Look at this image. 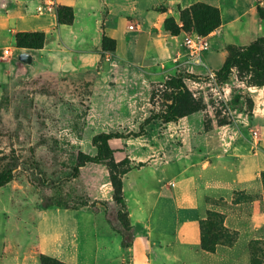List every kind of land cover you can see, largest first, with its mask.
<instances>
[{
	"label": "rangeland",
	"instance_id": "374dc122",
	"mask_svg": "<svg viewBox=\"0 0 264 264\" xmlns=\"http://www.w3.org/2000/svg\"><path fill=\"white\" fill-rule=\"evenodd\" d=\"M152 1L141 0V3L145 5ZM233 2L224 0L219 9L222 23H225L223 31L222 25L208 35L182 30L186 33L184 45L188 51L189 39L196 35L205 38L208 46L203 53L211 50L206 57L202 53L199 63H191L192 58L187 54V61L174 67V76L153 83L146 90L138 89L141 96L137 105L147 118L152 113L163 112L170 104L166 82L187 74L185 83L188 89L196 97L204 99L206 109L182 118L170 130L164 126L165 123L157 120L147 127L145 136L114 139L111 142L116 159H129L133 169L146 164H137V159H144L148 163L160 156H171L175 159L177 182H187L180 195L188 196V181L193 179L197 184L196 189L201 197L198 212L201 220L208 213L216 212L225 219L230 216L233 221L227 228L236 233V242L231 246L217 247L221 253L224 252L221 256L223 259H203L198 254L201 250L196 251V225L190 223L186 227H179L178 219L177 223H167L166 236L160 238L154 234L152 238L159 242L162 239L166 243L163 249L155 251L157 263L160 264H251V246L256 241L264 242V91H255L246 81H240L237 71L224 84L215 78L222 55L225 62L233 48L249 46L257 39L264 38V0H255L248 12L236 14V18L228 12ZM50 5L54 6L56 12L58 7L54 3ZM157 9L163 12L168 10L165 2ZM182 10L179 9V12ZM171 17L168 15L165 18L166 32V20ZM176 22L183 26L180 19ZM114 23L113 18H108L105 28L114 26ZM214 51L220 54L214 56ZM129 52L123 46L117 54L120 59L126 60ZM109 54L106 53V59ZM210 55L214 56L213 59H210ZM106 59L105 65L98 71L87 74H32L28 71L17 73L13 78L11 76L3 84L0 101V173L11 168L15 178L0 187V264H41L36 230L39 210L79 209L85 204H95L96 211L104 212L107 221L108 215L115 218L117 206L113 199L91 202L89 196L91 191L95 194L97 185L105 181L108 174L105 165L98 166L101 168L86 165L81 168L77 178L71 177L80 153L97 154L92 143L95 135L129 132L123 129L125 127L119 128L115 122L105 123L106 116L94 114L89 122L93 88L100 77V82L108 78L107 69H104L108 66ZM174 63H179V60ZM189 75L193 77L188 78ZM97 92L102 97L98 101L96 96L95 106L103 105L105 100L117 103L116 98H104L107 90L98 89ZM139 126H132L135 127L133 131H139ZM245 167L254 170V178L232 188L231 181L236 180ZM155 173V169L150 167L130 175L125 193L129 211L138 207L133 183L137 184L140 179L142 183L147 180L148 184L152 177L150 185L157 188ZM158 198L159 194H156L146 201L143 215L154 214L160 203ZM156 215L154 220H157ZM153 222L154 230L158 229L157 222ZM133 232L135 234V230ZM145 261L150 259L146 258ZM123 264H129V259ZM260 264H264V256L260 258Z\"/></svg>",
	"mask_w": 264,
	"mask_h": 264
},
{
	"label": "crops",
	"instance_id": "0c3cea01",
	"mask_svg": "<svg viewBox=\"0 0 264 264\" xmlns=\"http://www.w3.org/2000/svg\"><path fill=\"white\" fill-rule=\"evenodd\" d=\"M223 1L153 0L143 5L141 0H0V101L3 96V84L17 73L29 71L32 74H87L98 71L102 40L106 33L117 41V47L116 52L109 54L106 59L108 66L104 69H107L105 71L108 74L107 80L100 82V77L90 96L89 122L94 114L100 117L106 116V120L103 118L105 123L115 122L119 128L125 127L124 130L131 132L135 130L132 126L140 125L146 119V114H142L141 108L137 105L141 96L139 87L146 90L151 84L174 76L176 70L174 67L187 61L189 51L184 45L186 33L182 31L179 35L173 36L166 32L165 18L172 15L179 22V9L189 8L199 2L221 9ZM254 1L234 0L233 6L228 10L230 16L236 18V14L242 15L248 12L250 4ZM162 2L167 5L168 10L165 12L157 9ZM50 3H54L56 7L73 8L74 22L70 25L60 24L54 6ZM108 18H113L115 23L114 26L105 28ZM224 27L225 23H222V31ZM31 32L46 33L45 46L38 50L18 48L16 35ZM123 46L130 51L126 60L120 59L117 54L119 48ZM208 52L211 50L203 53L205 57ZM214 52V56L220 54ZM23 53L32 57L31 64L19 60V56ZM214 56L209 57L213 59ZM176 60H179V63H174ZM223 62L222 55L220 68ZM254 88L255 91H264V87ZM98 89L107 90L104 98L108 100L110 97L111 100L116 98L117 103L112 104L105 100L103 105L95 106L96 96L98 101L102 97L98 94ZM173 125L174 123L164 124L168 130ZM174 160L171 156H160L148 163L144 159H137V164H146L132 169L123 178L124 200L130 222L135 230L132 247L123 249L122 237L111 228L102 211L96 212L90 206L79 209L50 208L37 211L36 230L40 253L66 264H102L103 262L111 264L116 261L123 264L128 259L129 264H160L157 263L155 251L158 248L163 249L162 246L166 243L162 239L159 242L152 238L154 234L160 238L166 236L167 223L171 221L177 223L178 219L179 227L181 225L186 227L190 223L198 227L196 251L201 250L198 254L203 259H223L221 256L224 252L221 253L219 249L215 253L201 249V218L198 213L201 197L193 179L188 181L190 182L188 196L180 195L187 182H177ZM89 165L94 168L102 167V164ZM150 167L155 169L154 179L157 180V188L150 185L152 177L148 184L147 180L144 183L140 179L137 184L134 182L133 189L138 207L129 211L125 198L129 177L135 171L140 172ZM253 178L254 170L245 167L236 180L231 181L230 186L233 188ZM93 194L92 191L89 193L91 202L112 201L114 190L109 172L105 181L97 185ZM156 194H159L161 207L159 203L154 214L143 215L146 201ZM163 196L165 198L162 199ZM155 214L157 220H154ZM134 217L137 219L134 220ZM153 221L157 222L158 229L154 230ZM232 222L231 217L227 216L225 226L230 227ZM146 258L150 261L146 262Z\"/></svg>",
	"mask_w": 264,
	"mask_h": 264
},
{
	"label": "trees",
	"instance_id": "16d2710c",
	"mask_svg": "<svg viewBox=\"0 0 264 264\" xmlns=\"http://www.w3.org/2000/svg\"><path fill=\"white\" fill-rule=\"evenodd\" d=\"M60 24L70 25L74 22V10L71 7L59 6L56 11ZM182 27L171 17L166 20V30L173 36L180 34L182 30H194L199 35H208L217 30L222 25V15L219 8L207 3L199 2L180 13ZM47 42V35L44 32L18 33L16 35V46L30 50L42 49ZM117 41L106 33L103 36L101 47L100 68L106 59V53L116 52ZM234 71L240 81H246L252 87H264V38H259L249 46L233 48L226 58L223 66L215 72L216 80L224 84L230 80ZM188 75H178L170 78L166 82L169 90L167 105L163 112L152 113L139 126V131H131L126 134L121 132L100 133L93 137V146L97 149V154L91 156L80 153L77 164L73 168L72 178L80 175L81 168L88 164H103L108 168L110 182L114 194L113 202L117 206L115 218L108 215V222L122 237V247L127 250L132 247L134 241V226H132L129 213L124 200L123 178L133 167L129 164V159L118 161L116 151L111 142L114 139H131L147 135V127L154 121L162 123H178L182 118L206 109L203 98L196 97L187 87L185 77ZM189 75L188 78H192ZM122 167V169H121ZM13 169H7L0 173V187L6 186L14 180ZM84 206H95L85 204ZM92 206V207H91ZM95 209V207H94ZM95 209L94 211H96ZM97 212V211H96ZM117 223V225L115 224ZM236 233L230 231L225 226V218L222 214L210 212L207 217L200 220L201 249L205 252L215 253L219 245L231 246L236 242ZM263 241H256L251 246V264H260V258L264 256ZM41 264H66L60 260L44 254L39 256Z\"/></svg>",
	"mask_w": 264,
	"mask_h": 264
},
{
	"label": "built area",
	"instance_id": "2783aa9c",
	"mask_svg": "<svg viewBox=\"0 0 264 264\" xmlns=\"http://www.w3.org/2000/svg\"><path fill=\"white\" fill-rule=\"evenodd\" d=\"M204 40L205 38L198 35L188 40L189 56L192 58L191 63H199L201 61L202 53L208 46V43Z\"/></svg>",
	"mask_w": 264,
	"mask_h": 264
},
{
	"label": "water",
	"instance_id": "95a60500",
	"mask_svg": "<svg viewBox=\"0 0 264 264\" xmlns=\"http://www.w3.org/2000/svg\"><path fill=\"white\" fill-rule=\"evenodd\" d=\"M19 60L22 62V63H25V64H31L32 63V57L27 54V53H23L19 56Z\"/></svg>",
	"mask_w": 264,
	"mask_h": 264
}]
</instances>
